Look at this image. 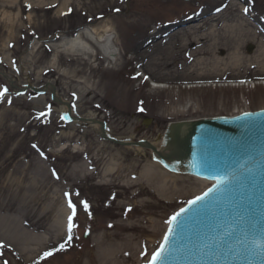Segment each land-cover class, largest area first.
I'll list each match as a JSON object with an SVG mask.
<instances>
[{"label": "rangeland", "instance_id": "1", "mask_svg": "<svg viewBox=\"0 0 264 264\" xmlns=\"http://www.w3.org/2000/svg\"><path fill=\"white\" fill-rule=\"evenodd\" d=\"M228 4L0 0V91L8 90L0 99V264H146L167 221L212 184L168 172L148 150L109 142L100 125L68 119H96L106 123L109 138L159 145L170 122L263 110L264 76L256 69L245 68L235 79L183 76L196 39L173 37L182 31L174 30L196 16L218 20L205 21L197 38L227 37L222 28L207 31L225 20L250 25L241 53L247 59L258 54L253 38L264 36V0H243L247 16ZM105 26L109 32L101 40ZM211 51L229 54L227 48ZM233 80L246 86H231ZM53 93L71 111L54 102ZM144 119H152L148 128ZM66 192L77 205L73 238L41 259L67 238ZM81 201L88 202L87 212Z\"/></svg>", "mask_w": 264, "mask_h": 264}, {"label": "water", "instance_id": "2", "mask_svg": "<svg viewBox=\"0 0 264 264\" xmlns=\"http://www.w3.org/2000/svg\"><path fill=\"white\" fill-rule=\"evenodd\" d=\"M111 141L151 150L170 172L207 179L214 182L211 188L216 177L229 181L196 205L187 204L169 225L175 231L163 264H264L251 243L264 234V110L170 123L160 147L147 140Z\"/></svg>", "mask_w": 264, "mask_h": 264}, {"label": "bare ground", "instance_id": "3", "mask_svg": "<svg viewBox=\"0 0 264 264\" xmlns=\"http://www.w3.org/2000/svg\"><path fill=\"white\" fill-rule=\"evenodd\" d=\"M243 0H229L228 6L234 9L239 15L247 16L244 12V7L242 6ZM240 9V10H239ZM205 21H209L210 23H216L218 20H211V19H201L200 17L196 16L193 20L188 22V25H183L178 29H182L180 33L175 34L173 37H178L180 35L183 36H191L196 39L193 43V46L196 48L194 51L189 53L191 58L190 65L186 66V70L183 72V76L188 79L192 80H219L224 79L229 76L235 79L238 78L239 72H241L245 68L256 69V73L258 76H264V36H255L253 39L258 42L259 44V51L253 58H245L241 53V48L244 42L249 38L251 35H245L244 33L247 31H251L250 25L241 26L238 21L235 20H225L222 22V25H211L207 31H216L217 29H225L229 35L225 38L223 36L217 35L214 36L212 39L209 38H197V32L201 30L204 26ZM253 23L258 24L257 21L253 20ZM199 24V25H194ZM194 25V26H192ZM186 27V28H185ZM264 35V29H261ZM109 32V27L105 26L103 31L100 32V39L103 40L107 33ZM81 40L75 42V44H80ZM73 44V45H75ZM227 48L229 54L227 57H219L215 54L214 51ZM161 70H163L164 65L160 66ZM161 73L163 77L164 74ZM160 76V77H161ZM236 80H233L231 85H236ZM264 81L261 82L263 84ZM260 84V83H259ZM192 84H189L190 87ZM154 87L157 89H162L164 86L161 82H154ZM193 87V86H192ZM143 122H146L143 120ZM148 122V121H147ZM198 178V177H197ZM199 179V178H198ZM204 182H210L207 179L200 178ZM203 182V183H204ZM211 183V182H210ZM29 230H19L20 235L22 237L32 235L31 232H34L35 229L32 228L31 232ZM39 243L33 244L32 246H37ZM31 246V247H32ZM30 247V248H31ZM34 250V248H31Z\"/></svg>", "mask_w": 264, "mask_h": 264}, {"label": "snow or ice", "instance_id": "4", "mask_svg": "<svg viewBox=\"0 0 264 264\" xmlns=\"http://www.w3.org/2000/svg\"><path fill=\"white\" fill-rule=\"evenodd\" d=\"M116 11H119V9H116ZM249 9L246 7L244 9L245 14H247ZM147 79V77H145ZM7 89H4L3 91H0V99H2L7 92ZM143 111V109H141ZM41 115H46L45 113H41ZM248 115V114H246ZM33 147L35 148L36 145L34 144ZM43 155V153H41ZM53 176H56L55 171H53ZM59 177L57 176V179ZM229 181L224 180L220 177L215 178V187L210 188L208 191H206L202 196H197L194 200L189 201V205H196L198 202L203 201L206 197L209 196L210 193L217 191L218 187L222 184L228 183ZM76 195H79L78 193ZM65 196L68 198L67 204L69 209H71V215L67 218V238L64 243L60 244L57 248H55L52 251H47L43 254L41 259H45L47 257H51L53 255V251H61L65 249V245L70 243L73 238V229L76 227V225L73 223V219L76 215V207L77 205L72 202L71 195L69 193H65ZM83 204L84 210L87 212L89 210V204L87 201H81ZM187 209H181L180 212L175 213L168 221L167 223L171 226L174 222L177 221V218L181 216L184 212H186ZM175 229L172 227H169L168 233L164 236V242L160 244L159 250L153 252L150 256V259L146 261V264H163L164 260V253L166 246L169 244L170 237L172 236ZM251 243L253 244L254 251L260 255H264V234L261 235L260 238H254ZM4 247L3 244H0V248ZM145 255H147V252H145ZM36 264H39V261L36 262Z\"/></svg>", "mask_w": 264, "mask_h": 264}]
</instances>
